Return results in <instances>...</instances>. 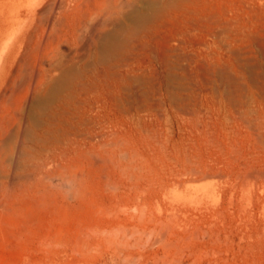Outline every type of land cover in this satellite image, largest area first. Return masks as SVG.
I'll return each mask as SVG.
<instances>
[{
  "label": "rangeland",
  "instance_id": "obj_1",
  "mask_svg": "<svg viewBox=\"0 0 264 264\" xmlns=\"http://www.w3.org/2000/svg\"><path fill=\"white\" fill-rule=\"evenodd\" d=\"M207 1L232 8L252 35L240 43L248 66L234 62L251 120L223 82L184 63L186 109L150 86L148 105L108 125L122 153L86 165L81 190L56 179L0 186V264H264V11Z\"/></svg>",
  "mask_w": 264,
  "mask_h": 264
},
{
  "label": "bare ground",
  "instance_id": "obj_2",
  "mask_svg": "<svg viewBox=\"0 0 264 264\" xmlns=\"http://www.w3.org/2000/svg\"><path fill=\"white\" fill-rule=\"evenodd\" d=\"M241 5L264 11V0ZM232 11L207 0H0V186L56 179L81 190L86 165L121 152L108 125L148 105L150 86L186 109L184 63L223 82L230 104L245 105L251 120L234 62L248 66L240 43L252 35ZM142 50L149 58L139 66ZM260 140L264 148V133Z\"/></svg>",
  "mask_w": 264,
  "mask_h": 264
}]
</instances>
